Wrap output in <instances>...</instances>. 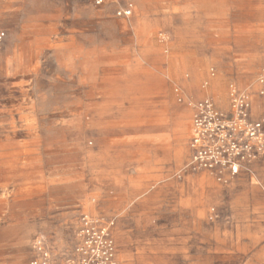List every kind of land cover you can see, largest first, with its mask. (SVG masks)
<instances>
[{
  "label": "rangeland",
  "instance_id": "rangeland-1",
  "mask_svg": "<svg viewBox=\"0 0 264 264\" xmlns=\"http://www.w3.org/2000/svg\"><path fill=\"white\" fill-rule=\"evenodd\" d=\"M128 2L129 19L113 9L99 15L81 0L82 13H67L64 33L58 14L26 23L20 37L2 31L0 188L12 203L2 202L0 214L18 226L17 264H28L30 242L39 237L52 256L68 250L79 214L114 218L117 264H264V158L229 188L204 174L167 179L187 157V102L210 99L224 110L232 91L264 70V0ZM37 49L55 57L77 53L82 61L62 70L9 68L17 50ZM243 51L262 60L248 73L235 63ZM196 62L204 64L210 88L214 77L225 79L228 103L207 93L206 80L200 93L193 89ZM176 63L183 69L175 75ZM28 72L46 77L37 95L13 98L11 75ZM16 114L19 126L4 133ZM158 134L165 140L155 150ZM139 142L154 154L150 174L128 186L121 158L116 178L109 161L123 143ZM116 189L130 196L116 202ZM158 190L162 203L147 204Z\"/></svg>",
  "mask_w": 264,
  "mask_h": 264
},
{
  "label": "crops",
  "instance_id": "crops-1",
  "mask_svg": "<svg viewBox=\"0 0 264 264\" xmlns=\"http://www.w3.org/2000/svg\"><path fill=\"white\" fill-rule=\"evenodd\" d=\"M85 1L88 6L95 9L101 15L102 13H106L109 10L113 9V12L115 13L116 6L114 5L112 0H107L103 7L101 8H95L93 7L88 1ZM122 6L129 8L131 10L132 15V5L128 2V0L122 1ZM71 13L74 15H80L82 13V6H81V0H0V31L5 32V34L9 37L10 35L14 37H20L22 28L26 25V23H33V22H46L53 19L56 14L61 15L60 17H57V21L62 22V33L65 31V23H66V16ZM101 13V14H100ZM52 16V17H51ZM129 19V18H128ZM18 51V52H17ZM15 53V57H9V60L7 61V64L10 69L16 70V69H36V70H47L49 68V64H52L56 67V69H65L68 65L74 64V66L78 67L80 66V63L82 61V57L80 54L73 56V58H69L65 55L64 52H59L58 56L55 57L53 52L46 49H37V50H28V51H22L17 50ZM236 64L240 65L241 68L244 69L246 73L251 72L254 70L258 64L262 63V60L257 58V54L253 51H243L239 53L238 59L235 62ZM188 62H186L187 66ZM69 67V66H68ZM74 67V68H76ZM185 68V67H184ZM181 69L179 65L176 63L172 65V70L174 74L176 75ZM264 69V68H263ZM193 70H194V79L191 82L193 89L200 93V87L199 84L201 81H207L208 82V90L207 93L215 99L219 94H212L210 90L209 85V76L205 72V66L202 63H194L193 64ZM46 78L44 77V74H33L32 72H28L26 74H15L11 75V82H10V94L13 96V98H17L20 96H35L37 95L35 89V86L41 85V80ZM213 78V77H212ZM258 76L251 81H248V83H245L243 86L241 85L238 89L239 90H245L250 95V117L252 119H264V100L259 96L258 91L260 88L264 89L263 87H260L256 84ZM214 79H218L222 84L224 88L223 96L221 97L227 98L228 103V91L225 79H222L221 77H214ZM184 84L186 85V82L184 81ZM204 94V91L202 92ZM30 100H34L33 97L29 98ZM199 100V99H197ZM229 110L228 104L227 107L224 110L227 112ZM189 115H190V137L188 140L187 145V157L186 160L183 162L181 167L172 173V175L168 176L170 178L167 179H183L186 177H193L196 175H207L206 173H191L189 171L181 173L182 169L184 168L185 164L188 162L191 156V151L189 148V143L192 137L191 133V120H192V111L191 109H188ZM8 112V111H6ZM11 113V112H10ZM25 122L27 127L31 126L33 127L34 124L31 121V115L27 112L25 114ZM19 116L16 115H10L8 122L5 123V126L3 131L4 133L12 132L14 129H16L19 126ZM1 128H2V120H1ZM2 132V130H0ZM9 131V132H8ZM2 136V135H1ZM165 140V137L161 134L155 135L151 139L153 149L156 150V147L159 146L161 142ZM124 144V143H123ZM122 144V148L119 152H113L111 154V159L109 161L110 163V169H111V175L112 178H116L118 175V171L121 170L122 176L125 178L126 183L128 186H130V183H141L147 180L149 174H150V168L152 165V159L153 153L149 151L147 147H144L140 142L138 144L133 143H125L126 145ZM119 158H121V167L119 170ZM264 157L258 159L251 165L247 167L246 171L241 172L235 179H233L229 185L223 186L216 183L213 179V181L222 188H229L234 183L241 179H245L247 174H250L254 167L255 163H257L259 160L263 159ZM210 177L209 175H207ZM211 178V177H210ZM116 191V202L126 200L130 194L125 193L126 190L123 189V191ZM165 195L162 193V191H154L149 195V201L147 204H151V200L153 201V206L157 207L162 203L163 197ZM11 193L10 191H2L0 188V205L2 202L6 203H12L11 201ZM159 199V201H156ZM80 215V214H79ZM78 215V216H79ZM211 213L208 212L207 216L210 217ZM77 216L76 219V229L78 225V219ZM107 221H113L115 224V220L112 217H109ZM114 224L111 228V233L113 235L114 230ZM17 224L12 221H5L2 222V216L0 214V264H17V258H18V244L19 240L17 237ZM75 229V231H76ZM74 231V235H75ZM41 238V237H39ZM43 239V238H42ZM45 241V239H43ZM33 240H31V247H30V258L28 261V264L33 259L34 252L32 249L33 246ZM116 243V242H115ZM116 247V258H117V252L118 248Z\"/></svg>",
  "mask_w": 264,
  "mask_h": 264
},
{
  "label": "built area",
  "instance_id": "built-area-1",
  "mask_svg": "<svg viewBox=\"0 0 264 264\" xmlns=\"http://www.w3.org/2000/svg\"><path fill=\"white\" fill-rule=\"evenodd\" d=\"M101 8L107 0H86ZM117 17L128 18L129 8L123 0H112ZM4 33L0 32V44ZM256 84L264 86V70ZM259 96L264 100V89ZM227 112L219 111L210 99L188 101L192 111L189 143L191 156L181 173H206L219 185L227 186L247 167L264 157V119L250 117V95L234 89ZM112 221L81 215L72 246L52 256L48 244L41 238L33 242V259L29 264H117Z\"/></svg>",
  "mask_w": 264,
  "mask_h": 264
},
{
  "label": "bare ground",
  "instance_id": "bare-ground-1",
  "mask_svg": "<svg viewBox=\"0 0 264 264\" xmlns=\"http://www.w3.org/2000/svg\"><path fill=\"white\" fill-rule=\"evenodd\" d=\"M212 94H219L223 96V92H224V89H223V86L221 84L220 81L216 80L214 81L213 83H211V88H210ZM197 91V90H196ZM220 100V99H219ZM221 102V101H220ZM223 102V100H222ZM225 103V102H224ZM225 106V105H224ZM222 106V107H224Z\"/></svg>",
  "mask_w": 264,
  "mask_h": 264
}]
</instances>
